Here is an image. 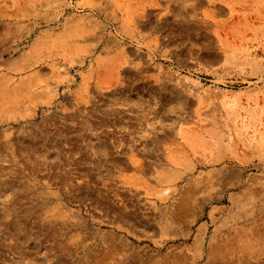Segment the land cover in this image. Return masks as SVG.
Masks as SVG:
<instances>
[{"label": "rangeland", "instance_id": "1", "mask_svg": "<svg viewBox=\"0 0 264 264\" xmlns=\"http://www.w3.org/2000/svg\"><path fill=\"white\" fill-rule=\"evenodd\" d=\"M118 1L0 0V264H264V0Z\"/></svg>", "mask_w": 264, "mask_h": 264}, {"label": "bare ground", "instance_id": "2", "mask_svg": "<svg viewBox=\"0 0 264 264\" xmlns=\"http://www.w3.org/2000/svg\"><path fill=\"white\" fill-rule=\"evenodd\" d=\"M32 1V0H31ZM36 1V0H35ZM38 1V0H37ZM134 1H136V0H134ZM165 1V0H164ZM167 1V0H166ZM79 2V1H78ZM129 2H130V0H129ZM200 2H201V0H200ZM214 2V1H213ZM229 2H230V0H229ZM28 3V2H27ZM30 3V2H29ZM33 3V2H32ZM46 3V2H45ZM107 3L111 6V8H112V13H111V16L114 18V17H116V12H117V7L119 6L120 8H119V12H120V17H121V21L123 22V24H126V22H128V20H126V18L125 17H122V14H121V11H122V5H121V3L118 1V0H107ZM124 3V2H123ZM131 3H132V1H131ZM163 3V2H162ZM252 3H253V1H252ZM260 3V2H259ZM90 4V3H89ZM227 4V3H226ZM246 4V3H245ZM43 5V4H42ZM136 5H138V4H136ZM25 6V5H24ZM30 6V5H29ZM38 6H40V5H38ZM88 6V5H87ZM93 6V5H92ZM144 6V5H143ZM157 6V5H156ZM167 6V5H166ZM207 6V5H206ZM262 6V5H261ZM23 7V6H22ZM65 7V6H64ZM93 7H95V5L93 6ZM147 7V6H146ZM204 7V6H203ZM216 7V6H215ZM233 7V6H232ZM34 8V7H33ZM91 8V7H90ZM103 8V7H102ZM127 8V7H126ZM125 8V9H126ZM160 8V7H159ZM158 8V9H159ZM162 8V7H161ZM108 9V8H107ZM137 9H139V8H137ZM154 9V8H153ZM152 9V10H153ZM171 9V8H170ZM259 9V8H258ZM35 10V9H34ZM134 10V9H133ZM140 10V9H139ZM231 10V9H230ZM36 11V10H35ZM44 11V10H43ZM66 11V10H65ZM94 11V10H93ZM126 11V10H125ZM128 11V10H127ZM126 11V12H127ZM130 11V10H129ZM167 11V10H166ZM261 11V10H260ZM25 12V11H24ZM46 12V11H45ZM50 12V11H49ZM126 12H125V14H126ZM130 12H132V11H130ZM148 12H150V11H148ZM152 12V11H151ZM196 12V11H195ZM215 12V11H214ZM147 13V12H146ZM197 13V12H196ZM220 13V12H219ZM28 14V13H27ZM164 14V13H163ZM259 14H262L261 12L259 13ZM31 15V14H30ZM85 15V14H84ZM87 15H89V14H87ZM130 15V14H129ZM151 15V14H150ZM205 15V14H204ZM211 15V14H210ZM264 15V14H263ZM16 16H17V14H16ZM136 16V15H135ZM146 16V15H145ZM199 16V15H198ZM215 16V15H214ZM23 17V16H22ZM73 17V16H72ZM143 17V16H142ZM200 17V16H199ZM202 17V16H201ZM131 18V17H130ZM134 18V17H133ZM204 18H205V16H204ZM245 19H247L246 17H244ZM42 19V18H41ZM132 19V18H131ZM153 19V18H152ZM158 19V18H157ZM195 19V18H194ZM250 19H252V18H250ZM48 20V19H47ZM83 20V19H82ZM151 20V19H150ZM248 20V19H247ZM42 21V20H41ZM50 21V20H49ZM152 21V20H151ZM203 21V20H202ZM246 21V20H245ZM253 21V20H252ZM251 21V22H252ZM263 21V20H262ZM46 22V21H45ZM205 22V21H204ZM211 22V21H210ZM218 22V21H217ZM157 23V22H156ZM256 23V25H257V22H255ZM254 23V24H255ZM259 23V22H258ZM153 24V23H152ZM206 24V23H205ZM212 24V23H211ZM211 24H209V25H211ZM260 24V23H259ZM264 24V23H263ZM63 25V24H62ZM145 25V24H144ZM218 25V24H217ZM90 26V23H88V22H82L80 19H70V20H68L65 24H64V27H63V29H62V31H63V33H66L68 36H73V35H77L79 38H75V39H88L89 37H92L90 34H85V32L87 31V30H89V28H87V27H89ZM252 26V25H251ZM255 26V25H254ZM261 26V25H260ZM210 27V26H209ZM212 27V26H211ZM215 27V26H214ZM257 27V26H256ZM203 29V28H202ZM213 29V28H212ZM159 30V29H158ZM206 30V29H205ZM242 30V29H241ZM244 31V30H243ZM206 32V31H205ZM236 33H237V31H236ZM209 35V34H208ZM211 37V36H210ZM71 40L73 39L72 37L70 38ZM162 39V38H161ZM158 41V40H157ZM156 41V42H157ZM156 47V46H155ZM157 48V47H156ZM198 114V113H197ZM198 116V115H197ZM195 117V116H194ZM185 143V142H184ZM218 144V143H217ZM245 145V144H244ZM190 146V145H189ZM244 147V146H243ZM192 149V148H191ZM223 149V148H222ZM246 149V148H245ZM254 149H255V147H254ZM219 150H221V149H219ZM261 150V149H260ZM263 150V149H262ZM245 151V150H244ZM247 152V151H246ZM205 153V152H204ZM225 153V152H224ZM258 153V152H257ZM247 154V153H246ZM194 155V154H193ZM228 154H226V156H227ZM248 155V154H247ZM240 156V155H239ZM249 156V155H248ZM238 158V157H237ZM216 160H218L217 158H215ZM200 160V159H199ZM209 160V159H208ZM230 160V159H229ZM235 160V159H234ZM243 160V159H242ZM219 161V160H218ZM221 161V160H220ZM232 161V160H231ZM238 161V160H237ZM249 161V160H248ZM234 162V161H233ZM245 162V161H244ZM199 163V162H198ZM214 164V163H213ZM221 164V163H220ZM225 164V163H224ZM227 164V163H226ZM234 164V163H233ZM251 164H253V163H251ZM238 165V164H237ZM205 166V165H204ZM198 167V166H197ZM222 167V166H221ZM214 168V167H213ZM212 168V169H213ZM246 168V167H245ZM259 168V167H258ZM257 168V169H258ZM242 169V168H241ZM115 170V169H114ZM209 170V169H208ZM116 171V170H115ZM190 171V170H189ZM240 171V170H239ZM212 172V171H211ZM201 173H203V172H201ZM181 174V173H180ZM205 174V173H204ZM215 175V174H214ZM188 176V175H187ZM186 176V177H187ZM191 176V175H190ZM211 176V175H210ZM189 177V176H188ZM217 177V176H216ZM243 177V176H242ZM115 178V177H114ZM195 178V177H194ZM201 178V177H200ZM206 178V177H205ZM215 178V177H214ZM208 179V178H207ZM194 180V179H193ZM245 180V179H244ZM214 181H216L215 179H214ZM186 182V181H185ZM196 182V181H195ZM207 182V181H206ZM248 182V181H247ZM119 183V182H118ZM250 183V182H249ZM185 184V183H184ZM189 185V184H188ZM201 185V184H200ZM239 185V184H238ZM245 185V184H244ZM182 186V185H181ZM187 186V185H186ZM199 186V185H198ZM208 187V186H207ZM233 187V186H232ZM115 188V187H114ZM179 188V187H178ZM203 188V187H202ZM212 188V187H211ZM207 189V188H206ZM229 189V188H228ZM178 190V189H177ZM199 190V189H198ZM203 190V189H202ZM115 191V190H114ZM195 191V190H194ZM183 192V191H182ZM207 192V191H206ZM177 193V192H176ZM113 195V194H112ZM233 195V194H232ZM168 197V196H167ZM113 199V198H112ZM173 199V198H172ZM181 199V198H180ZM222 199V198H221ZM119 200V199H118ZM167 200H169V199H167ZM214 200H216V199H214ZM175 201V200H174ZM222 201V200H221ZM256 201V200H255ZM167 202V201H166ZM262 202V201H261ZM171 203V202H170ZM99 204V203H98ZM211 204V203H210ZM263 204V203H262ZM173 205V204H172ZM176 205V204H175ZM192 205V204H191ZM110 206V205H109ZM108 206V207H109ZM179 206V205H178ZM115 208V207H114ZM171 208V207H170ZM123 212V211H122ZM252 212V211H251ZM250 212V213H251ZM259 212V211H258ZM188 213H189V211H188ZM191 213V212H190ZM193 214V213H192ZM175 215V214H174ZM195 216V215H194ZM190 217H191V214H190ZM214 217V216H213ZM211 218V217H210ZM195 219V218H194ZM215 219V218H214ZM213 220V219H212ZM252 220V219H251ZM260 221V220H259ZM116 222V221H115ZM240 222V221H239ZM264 224V223H263ZM259 225V224H258ZM249 226V225H248ZM203 227V226H202ZM200 228V227H199ZM228 228V227H227ZM118 229V228H117ZM205 229V228H204ZM192 230V229H191ZM228 230V229H227ZM202 233V232H201ZM204 234V233H203ZM237 234V233H236ZM216 236V235H215ZM213 238V237H212ZM261 238H262V236H261ZM258 241V240H257ZM251 243V242H250ZM201 244V243H200ZM203 244V243H202ZM251 248V247H250ZM204 249V248H203ZM239 249V248H238ZM193 250V249H192ZM250 252V251H249ZM235 253V252H234ZM227 256V255H226ZM194 257V256H193ZM259 258V257H258ZM262 258V257H261ZM205 259V258H204ZM263 259V258H262ZM198 262V261H197ZM226 262H228V261H226ZM233 263V262H232ZM244 263V262H243ZM199 264V263H198Z\"/></svg>", "mask_w": 264, "mask_h": 264}]
</instances>
